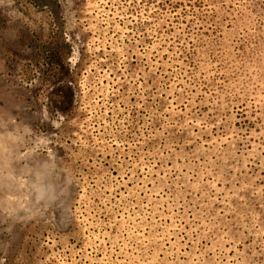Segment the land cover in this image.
<instances>
[{
  "label": "rangeland",
  "instance_id": "374dc122",
  "mask_svg": "<svg viewBox=\"0 0 264 264\" xmlns=\"http://www.w3.org/2000/svg\"><path fill=\"white\" fill-rule=\"evenodd\" d=\"M0 264H264V0H0Z\"/></svg>",
  "mask_w": 264,
  "mask_h": 264
}]
</instances>
